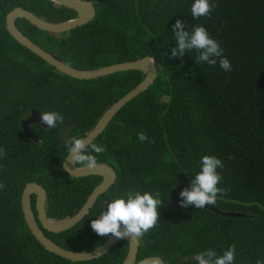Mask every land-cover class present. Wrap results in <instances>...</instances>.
<instances>
[{
  "label": "trees",
  "instance_id": "16d2710c",
  "mask_svg": "<svg viewBox=\"0 0 264 264\" xmlns=\"http://www.w3.org/2000/svg\"><path fill=\"white\" fill-rule=\"evenodd\" d=\"M94 8L86 24L63 33H48L16 19L17 29L32 43L70 68L92 70L111 64L153 60L156 77L112 117L92 142L104 146L98 164L116 173L110 188L99 195L88 213L72 228L52 234L54 244L72 252L101 245L90 222L103 203L126 191L159 193V222L137 239L135 262L158 257L163 264H196L194 256L208 249L222 255L236 246L234 264H255L264 258V0H210L218 4L211 17L193 19L194 0H84ZM20 7L37 18L57 23L76 16L48 0H0V264H121L127 243L120 241L97 259L70 262L45 251L28 231L20 210L24 186L44 191V213L53 223L73 216L98 176L71 178L62 169L67 141L83 138L101 115L142 79L136 71L116 72L91 80L60 74L16 43L5 30V15ZM177 19L202 25L223 49L232 71L196 64L191 50L170 58L175 47L172 24ZM40 117L55 111L64 116L55 128L29 125L38 139L24 137L20 122L30 112ZM144 132L149 141L140 142ZM219 158L223 179L216 215L194 206L183 208L176 194V216L169 198L176 185L190 186L202 156ZM80 164H76L79 166ZM34 211V198L30 199Z\"/></svg>",
  "mask_w": 264,
  "mask_h": 264
},
{
  "label": "water",
  "instance_id": "95a60500",
  "mask_svg": "<svg viewBox=\"0 0 264 264\" xmlns=\"http://www.w3.org/2000/svg\"><path fill=\"white\" fill-rule=\"evenodd\" d=\"M51 3L62 6L64 8L73 10L76 16L72 19H68L62 22L52 23L43 19L37 18L30 12L15 7L10 10L4 18L5 30L8 35L20 46L30 51L36 57L41 59L43 62L54 68L60 74L68 76L76 80H91L99 77H104L116 72L124 71H136L142 75L140 82L122 97L117 99L98 119L94 127L83 137L85 142H93L98 135L108 125L112 117L124 106L127 102L133 99L135 96L144 92L148 86L152 84L156 77V69L153 60L150 57H143L135 61L122 62L117 64H111L105 67L92 69V70H77L70 68L63 64L53 56L43 51L41 48L32 43L26 38L15 26L16 19H23L28 22L31 26L38 30L45 31L48 33H63L69 30L80 27L88 23L94 16V8L89 1L84 0H48ZM31 124L38 125L46 128L47 125L41 121V117L34 111L30 112L27 119L20 122V127L24 137L29 139L31 142H38V139L29 131L28 127ZM96 168L88 169L83 165L74 166L72 164L70 155L65 156L62 162V169L71 178L87 177V176H98L101 178L99 184H97L87 196L86 200L78 211L71 217L53 223L48 220L44 213V199L45 194L41 186L36 183L30 182L24 186L20 194V210L22 213L23 221L30 232L31 236L37 241V243L47 252L62 258L70 262H86L99 258L106 254L111 247L120 241L127 243V252L125 258L121 264H134L136 252H137V239L128 237L125 239H115L109 235L105 241L97 248L87 252H72L65 250L58 245L51 242L43 233L46 231L52 234H58L72 228L77 224L89 211L97 197L106 192L110 186L114 183L116 174L114 170L106 165L98 164ZM186 185H176L169 192V198L174 210V216H176V194L180 192ZM34 197V211L35 215L31 211L30 197ZM206 209L216 215L226 216L229 218H243V214L237 212H221L210 205H205ZM104 210H107V204L104 206ZM103 210V211H104ZM135 264H163L158 257H146Z\"/></svg>",
  "mask_w": 264,
  "mask_h": 264
},
{
  "label": "clouds",
  "instance_id": "9594fccd",
  "mask_svg": "<svg viewBox=\"0 0 264 264\" xmlns=\"http://www.w3.org/2000/svg\"><path fill=\"white\" fill-rule=\"evenodd\" d=\"M218 4L210 3V0H194L191 5V15L193 19L201 17H211V14ZM172 31L175 38V47L171 49L170 58H182L185 53L196 50L198 55L195 58L196 64L206 63L215 66L219 58V67L225 72L232 71V64L223 56V49L219 42L212 38L206 28L202 25L193 26L191 32L187 31V24L177 19L172 24ZM41 121L47 128H55L57 123H63L64 116L58 112L50 111L41 113ZM140 142L149 141L144 132L137 133ZM68 157L70 155L72 164L83 165L88 169L98 167V161L92 153H102L106 149L95 143L85 142V138L71 137L67 141ZM6 155L5 150L0 148V156ZM224 167L222 161L212 155H205L200 160V170L190 181V186L185 187L179 193V204L183 208L194 206L196 209H203L205 205H215L218 194L223 195L226 189L218 187L222 181V175L217 169ZM5 185L0 183V189ZM126 199L117 197L107 203V210L92 219L90 226L99 236L104 237L109 234L115 239H125L133 237L139 239L159 222V212L157 209L163 205L159 199V193L153 196L149 192L141 194L138 191L128 190L125 193ZM236 257V246L230 245L222 255H218L215 250L208 249L198 252L194 256L196 264H234ZM255 264H264V258H257Z\"/></svg>",
  "mask_w": 264,
  "mask_h": 264
},
{
  "label": "flooded vegetation",
  "instance_id": "af4514ba",
  "mask_svg": "<svg viewBox=\"0 0 264 264\" xmlns=\"http://www.w3.org/2000/svg\"><path fill=\"white\" fill-rule=\"evenodd\" d=\"M80 166V165H79ZM116 174V173H115ZM31 197H32V195H31ZM31 197H30V199H31ZM34 198V197H33ZM107 203H109L108 201H106V202H104L103 203V209H102V211L104 210V206H105V204H107ZM138 246V245H137ZM136 258V257H135ZM136 262H134V264H135Z\"/></svg>",
  "mask_w": 264,
  "mask_h": 264
}]
</instances>
